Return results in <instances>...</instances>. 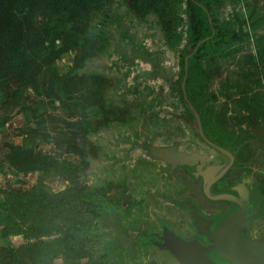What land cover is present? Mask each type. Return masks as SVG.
Masks as SVG:
<instances>
[{
  "label": "rangeland",
  "instance_id": "obj_1",
  "mask_svg": "<svg viewBox=\"0 0 264 264\" xmlns=\"http://www.w3.org/2000/svg\"><path fill=\"white\" fill-rule=\"evenodd\" d=\"M91 1L88 6L90 0H73L68 8L34 15L36 26L54 29L50 49L61 46L65 28H78L73 38L81 39L79 48L43 68L39 87L48 90V72L51 77L56 69L85 76L92 99L100 95L101 111L85 117L82 111L74 120L72 110L81 109L77 100L83 95L61 94L56 100L36 95L31 86L16 89L13 77L0 79V254L18 250L28 264H177L141 232L159 229L164 221L183 228L186 213L173 200L192 196L196 184L182 169L167 172L166 163L149 157L142 145L169 147L177 141L188 152L200 148L209 163L225 160L200 140L183 99L184 60L190 54L186 89L195 96L205 130L231 146L248 134L240 100L264 108V0ZM26 13L21 5L18 14ZM46 110L58 119L45 117L44 125H37L33 113ZM55 132L73 138L80 153L63 156L72 164L61 168L68 180L19 172L5 161L3 147L21 146L25 136L24 154L54 155ZM241 166L238 160L233 174L238 176ZM251 167L264 186L260 153L252 155ZM40 177L46 194L70 187L76 207L37 219L26 204L9 213L5 197L38 186ZM7 214L20 221L8 222ZM38 232L43 235L30 237ZM251 235L264 238V213Z\"/></svg>",
  "mask_w": 264,
  "mask_h": 264
},
{
  "label": "trees",
  "instance_id": "obj_2",
  "mask_svg": "<svg viewBox=\"0 0 264 264\" xmlns=\"http://www.w3.org/2000/svg\"><path fill=\"white\" fill-rule=\"evenodd\" d=\"M72 1L0 0V79L13 77L18 83L16 89L23 86H31L36 95L46 98L59 99L61 94L70 96L84 91L86 92L84 103L97 106L102 110L100 95L98 94L97 98L92 99L91 94L93 92L89 88L88 79L85 76L75 75L72 72L64 74L56 69L51 77L48 72V78L45 82V84H48V90L44 92L39 87L41 75L45 72L43 68H49L51 65H54L62 54L79 48L81 46V39L78 36L73 38L78 33V28H65L60 30L61 46L50 49L49 45L54 35V29L47 28L46 26H36L34 15L42 10L56 12L61 7L68 8L70 6L69 3ZM83 1L84 4L85 2H89V0ZM91 2L90 0V3L86 4L89 6ZM21 5L27 7V13L24 16L18 14ZM199 39V37L195 38V40ZM77 60V57H75L73 67L76 66ZM32 116L37 125H44L45 117L51 121H55L57 118L46 111L42 114L33 113ZM61 122H64L67 126H73L76 123L66 120H61ZM55 133L56 136L53 137L55 146L54 155H45L35 150L32 153L24 154L27 147V138L25 136L23 145L15 146L12 144L10 147H3L6 152L5 161L19 172L28 173L37 171L45 176H62L68 180L69 178L66 177L67 175H65V172L61 168L72 164L63 156L64 154L73 153L79 155L80 153H78L77 148L71 145L74 142L73 138L65 136L62 132ZM40 135L47 137L50 134L42 132ZM58 168L60 169L58 170ZM42 181L43 179L40 177L38 186H34L26 192H10L3 200L4 204L10 207L8 208L9 213H12L14 209L21 210L22 204H26L31 209V213H36L35 218L37 219V216L46 215L51 217L58 211H67L71 207H76L74 205L76 197L71 196L72 190L70 187L56 194H46L39 188V182L42 183ZM81 205H83V202L78 203L79 207ZM7 219L8 222L14 223L16 220L20 221L19 217L13 218L9 214H7ZM35 221L33 220L30 223L32 226L38 227V223L35 224ZM39 235H43V233L31 234L30 237H38ZM39 243L41 244L42 241ZM2 252L0 254V261L6 262V264H28L24 258L25 256L21 252L18 253V250L2 249Z\"/></svg>",
  "mask_w": 264,
  "mask_h": 264
},
{
  "label": "flooded vegetation",
  "instance_id": "obj_3",
  "mask_svg": "<svg viewBox=\"0 0 264 264\" xmlns=\"http://www.w3.org/2000/svg\"><path fill=\"white\" fill-rule=\"evenodd\" d=\"M181 90L185 104L189 112L192 113V116L195 119L194 120L195 125L193 124V128L196 127L200 140L206 143L212 149H215L218 152H220V154H223L225 160L217 164V163H209L207 159L206 164L203 167L202 171H205V168L209 165L217 166V167L220 166L219 168L214 169V173H213L214 179L212 182H210V185H208V193H206L204 189V183H205L204 176H201L198 173H197L198 175H195L197 172L195 167H177L176 169L168 170V166H166L167 172L176 171L178 169L184 170L188 178L196 184V189L192 196L191 195L186 196L182 200H173V204L178 208L184 210V212L186 213V217H187L186 225L181 224V222H178V224L179 223L181 224L180 225L181 227L183 225L184 226L183 228L178 227L180 228V230L178 229L176 230V228L172 227L168 222L164 221L161 222L159 229H156L152 232L143 231L141 233L145 237L150 236L151 242L156 246H158L159 248L163 249L164 252L169 254L176 261L177 264H181V263L169 252V250H167L166 248H162L160 246L159 239L162 236V229L164 225L168 226L171 230H173L176 234H178L185 240L197 239L200 241L202 245L206 246L209 244L207 237L205 235L199 234L198 229L194 225L190 206L196 207L200 216L210 221V224H208L207 226L212 233H215L216 230L219 228L220 223L229 214L239 209L238 203L236 201L243 199V197L247 195L249 201L247 204V209L244 214V217L246 216L248 217L249 227H247L246 224L243 223V220H241V223L238 224V227L240 226V228L237 232L238 233L237 235L239 238L241 237L249 238V239L254 238L257 240L260 239L256 238L255 236H252L251 232L254 229V223L264 213V186H260L257 183V180H255V178L252 176L251 172L248 171V169L250 170L252 168L251 167L252 155L255 156L256 154L260 153L261 157L264 159V108H260L256 104H251L249 102L240 100V103L246 112L244 117L249 132L248 134H246L244 138L239 139L235 146L224 145L219 143L217 139L211 137L209 133L205 130V126L202 120V113L199 110V105L195 102V96H191L190 91L187 93L186 85L184 90L183 88H181ZM254 110L256 112L255 121L257 125L253 123L252 116L254 115ZM183 120H186L188 124H191L190 120L185 118H183ZM199 128L203 132L204 136L208 139V141L227 150L228 154L221 152L220 150L214 148L211 144H209L204 139V137H202L198 132ZM142 146L144 147V149L147 150L146 152L148 156L151 151L150 149L161 148L160 146H156L151 142H145ZM169 147H175L178 151H186L180 149V144L177 141H174L173 144ZM196 150H198L200 154H203L200 148H195L192 151H196ZM229 155L232 156L233 162L230 165V167H228L223 172V170L232 160ZM238 160L242 165L241 168L239 169L240 170L243 169V171L241 170L240 174L236 176L235 174H233V170ZM220 194H225L227 195L228 198L227 199L214 198V196ZM181 230H184L185 232ZM154 234L156 237H152ZM155 238L157 239L155 240ZM208 257L211 258L216 264H229L226 260L221 258L216 251L209 252Z\"/></svg>",
  "mask_w": 264,
  "mask_h": 264
},
{
  "label": "water",
  "instance_id": "obj_4",
  "mask_svg": "<svg viewBox=\"0 0 264 264\" xmlns=\"http://www.w3.org/2000/svg\"><path fill=\"white\" fill-rule=\"evenodd\" d=\"M214 37V33L200 40L195 47L194 52L200 47L201 44ZM192 55H188L184 60V77L182 80V88L184 90L186 85V79L188 75V61ZM198 118V117H197ZM253 123L257 125L255 118L256 112L252 116ZM251 118V119H252ZM254 130V128H253ZM200 135L211 144L214 148L221 152L228 154L227 150L220 146L208 141L203 132L199 128ZM255 132V130H254ZM150 146V145H148ZM152 147V146H151ZM154 148V147H153ZM149 157L162 160L168 166V170L176 169L177 167H195L196 174L204 176L205 183L204 189L208 193V185L213 181L214 169L219 168L217 166H207L205 171H202L206 164L208 155L206 153L200 154L196 151H178L175 147H161L157 149H150ZM232 159V156L229 155ZM231 162L226 166L223 172L230 167ZM198 173V174H197ZM208 174V175H207ZM247 194V192H246ZM215 199H227V195L220 194L214 196ZM249 198L247 195L243 199L236 201L239 209L229 214L221 223L215 233H212L208 228L210 221L200 216L198 210L194 206H190L191 215L194 221V225L198 229L199 234L205 235L209 241L208 245H202L199 240H185L168 226H163L162 236L160 240V246L166 248L169 252L181 263V264H216L211 258L208 257L209 252L216 251L218 255L226 260L229 264H264V239L244 238L238 237V224L243 223L249 227L248 217H244L247 209ZM206 227V228H204ZM235 227V228H233ZM237 230V231H236ZM152 237H156L155 234ZM157 238H155L156 240ZM150 264H160L157 261H151Z\"/></svg>",
  "mask_w": 264,
  "mask_h": 264
},
{
  "label": "crops",
  "instance_id": "obj_5",
  "mask_svg": "<svg viewBox=\"0 0 264 264\" xmlns=\"http://www.w3.org/2000/svg\"><path fill=\"white\" fill-rule=\"evenodd\" d=\"M203 8V7H202ZM205 9V8H204ZM211 39H213V38H211ZM211 39H209V40H211ZM208 41V40H207ZM197 46V45H196ZM76 57V56H75ZM190 59V58H189ZM74 61H75V59H74ZM74 65V64H73ZM77 95H83V96H81L80 98H78L79 99V101L77 100V105H78V107H77V109L78 108H81L79 111L78 110H76V111H78V112H73V111H75V110H72V109H70V110H72V113L76 116L75 117V119L74 120H78V118L80 117V114H81V112L83 111V113H84V117L87 115L86 113H89V112H91V111H101V109H99L97 106H93V105H87L86 103H84V99H85V96H86V92H84V91H80V92H77V93H74V94H72V95H70V96H77ZM69 96V97H70ZM57 100V99H56ZM46 112L48 113V114H50V115H52V116H55V117H57L56 115H53V114H51L49 111H47L46 110ZM65 119H67V118H65ZM34 120V119H33ZM67 120H69V119H67ZM71 122V121H70ZM55 135V134H54ZM12 167V166H11ZM63 191V190H62ZM60 192V191H59Z\"/></svg>",
  "mask_w": 264,
  "mask_h": 264
}]
</instances>
